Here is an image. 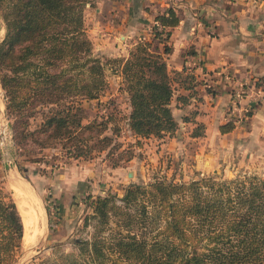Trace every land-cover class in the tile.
<instances>
[{"label":"trees","instance_id":"obj_1","mask_svg":"<svg viewBox=\"0 0 264 264\" xmlns=\"http://www.w3.org/2000/svg\"><path fill=\"white\" fill-rule=\"evenodd\" d=\"M87 2L0 0L5 24L0 86L15 145L59 144L66 155L88 159L92 151L102 152L112 142L101 135L112 112L83 123L84 109L78 105L81 99L96 98L104 85L99 60L88 57L91 45L82 24ZM154 20L163 30L136 41L124 59H111L120 62L129 104L122 118L135 137L172 131V100L187 104L197 84L184 68L173 70L179 88L189 90L173 97V79L164 60L169 48L163 45L158 52L153 41L162 36L166 40L164 28L177 25L178 16L170 7ZM36 113L40 119L30 129L29 118ZM233 127L227 121L218 130L226 133ZM118 129L113 127L111 133ZM132 152L130 143L117 153L114 164L129 160ZM2 177L0 170V264H12L24 226ZM89 207L92 213L84 224L94 220L93 232L89 239H75L81 262L72 264H264V180L254 175L189 182L155 177L146 184L128 185L120 197L96 195Z\"/></svg>","mask_w":264,"mask_h":264},{"label":"rangeland","instance_id":"obj_2","mask_svg":"<svg viewBox=\"0 0 264 264\" xmlns=\"http://www.w3.org/2000/svg\"><path fill=\"white\" fill-rule=\"evenodd\" d=\"M112 2L117 8L112 9ZM129 9L132 13L128 12ZM151 12L149 6L139 8L136 5L133 8L132 0H89L82 8L83 32L91 45L88 57L99 60L104 85L96 98L81 99L78 105L84 109L83 123L92 119L99 121L102 115L108 111L112 112L107 128L101 135L110 136V145L119 144L120 148L118 146L109 150V145L102 152L92 151L91 158L84 159L66 155L59 144L46 148H38L30 142L23 147L15 145L11 135V118L5 108L6 95L0 86V170L3 172L4 187L16 205L10 188L11 172L29 181L38 197L45 221V234L39 238L26 244L21 236L20 248L12 264L81 262V255L74 241L89 239L93 232L94 220L84 224V217L92 213L89 201L96 195L114 194L120 197L128 185L146 184L155 177H165L174 182H189L209 176L222 181L254 175L264 180V153H259V148L256 147L255 153H236L237 150L231 151V147H225L219 139L213 140L211 134L210 140L207 139L205 126L197 127L199 123L182 126L183 123L193 122L196 113L194 110L173 114L176 121L174 129L161 134L160 137L130 135L122 118L128 113L129 104L122 83L120 62L115 63L111 59H124L132 45L139 41V37L144 36L147 39L151 37L149 34L153 35L155 30L162 29H157L159 25L156 22L147 20L146 15ZM133 25L139 28L130 36L128 27ZM4 34L5 24L0 14V41ZM161 38L162 40L153 41L158 52L162 50L163 45L169 48L167 44H163L166 43L165 38ZM127 42L129 45L125 50L123 45ZM165 58L166 54L164 60ZM167 71L173 79V97L180 95L179 78L172 73L173 70ZM185 71L194 76L192 71ZM194 79L198 84L199 80L195 76ZM238 95H241L240 92L234 95L235 103L238 101ZM197 100L196 94H192L188 103H195ZM180 103L172 100V113L174 109L188 104ZM38 109L39 106L35 107V110ZM247 114L248 110L239 114L231 104L226 118L235 126ZM39 119V113L29 118L30 129ZM113 127H119L118 132L116 130L112 134ZM130 143L133 156L129 160L119 159L114 164L117 153ZM16 209L19 214L17 205ZM109 226L113 227V224L109 223ZM103 233L106 235L108 230L105 229Z\"/></svg>","mask_w":264,"mask_h":264},{"label":"crops","instance_id":"obj_3","mask_svg":"<svg viewBox=\"0 0 264 264\" xmlns=\"http://www.w3.org/2000/svg\"><path fill=\"white\" fill-rule=\"evenodd\" d=\"M132 2L133 8L136 5L150 7L152 12L146 15L150 22H155V16L170 7L176 11L177 25L164 28L168 31L167 69L190 70L199 80L194 86L198 100L173 110L175 115L178 111L196 112L193 122L182 126L201 123L207 139L210 140L211 134L213 140L219 139L225 147L229 145L231 151L255 153L257 147L259 153H264V0ZM112 6V9L117 8L114 3ZM128 12L132 13L130 9ZM136 28L139 27H128L130 36ZM128 42L123 45L125 50ZM238 92L241 95L235 103L233 98ZM231 104L239 114L246 110L248 114L231 131L220 133L218 127L227 121L226 113Z\"/></svg>","mask_w":264,"mask_h":264},{"label":"bare ground","instance_id":"obj_4","mask_svg":"<svg viewBox=\"0 0 264 264\" xmlns=\"http://www.w3.org/2000/svg\"><path fill=\"white\" fill-rule=\"evenodd\" d=\"M10 188L13 191L19 214L24 226L23 242L28 243L44 233L43 211L29 181L11 172ZM9 177V178H10ZM46 232V231H45ZM45 234V233H44Z\"/></svg>","mask_w":264,"mask_h":264},{"label":"built area","instance_id":"obj_5","mask_svg":"<svg viewBox=\"0 0 264 264\" xmlns=\"http://www.w3.org/2000/svg\"><path fill=\"white\" fill-rule=\"evenodd\" d=\"M232 1H236V0H232ZM252 2H256V1H259V0H251ZM156 24V23H155ZM157 29H161V27H157ZM145 38L144 36H141V38L139 37V40Z\"/></svg>","mask_w":264,"mask_h":264}]
</instances>
